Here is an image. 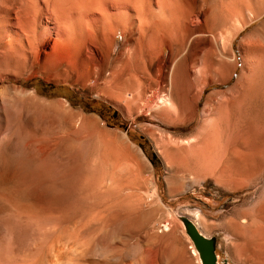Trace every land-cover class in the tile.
Returning a JSON list of instances; mask_svg holds the SVG:
<instances>
[{"label":"rangeland","instance_id":"obj_1","mask_svg":"<svg viewBox=\"0 0 264 264\" xmlns=\"http://www.w3.org/2000/svg\"><path fill=\"white\" fill-rule=\"evenodd\" d=\"M169 1L166 119L96 67L135 44L163 72L112 0H0V264H200L184 218L219 264H264V17L242 27L264 0ZM215 128L222 157L202 177L184 162Z\"/></svg>","mask_w":264,"mask_h":264},{"label":"bare ground","instance_id":"obj_2","mask_svg":"<svg viewBox=\"0 0 264 264\" xmlns=\"http://www.w3.org/2000/svg\"><path fill=\"white\" fill-rule=\"evenodd\" d=\"M30 1L32 4H35V0H29V2ZM44 1L46 3H50V1L52 0H44ZM81 1H82V6L84 8L94 5L95 8L101 7V9H103L102 6L104 0H81ZM117 1H121V0H112L114 4L107 5V7H113L116 10H118L117 14L118 15L120 14L121 18L126 19L128 21V25L134 24V19L135 20L137 19L139 21L140 25L138 26V28L141 31V36L139 41H141V45H143L144 49L149 51L151 48L156 47L155 46L156 44L160 45L159 58L161 63L157 67H163L162 68L163 72H161V68L158 69V73H157L159 77L158 79H156L154 75L149 73L147 71L148 65L146 64V62H144V58L146 56L140 52L138 53V49L136 48L135 44L134 45L132 44L131 46L129 45L128 49L125 52L124 51L122 52L121 50L116 54L114 53V46L112 44L108 45L105 52H103L104 54H102V58L99 61L100 63L96 67H103L102 70L108 69L110 71L109 76L107 77V82H109L110 84L112 82L115 83L118 93H120L119 94L120 97L128 93L131 97L133 96L132 98L134 99V101L136 100L137 103H147V104H149L150 102L153 103V100L156 97L158 104L154 108V112L158 116H160V118L161 117H164L166 119L170 118V114H172L175 110V105L173 102L174 99L172 101L173 96L171 95L170 90L167 92L164 91L168 84L170 88L173 86V82H172L173 75L169 74L167 71V67L169 66L168 64L170 63V61L164 56L166 54L165 52L173 46V42H172L173 39L171 33L172 26H174L179 21L178 18L175 16V7L173 3H171L169 0H156L155 4L157 3V11H154L152 9V4H154V0H147V1L138 0L136 3H131L129 5H120L117 4L118 3ZM121 10L124 11L122 14H121ZM263 17H264V10L253 11L249 9L248 21L244 24V26H242L243 29H245L251 24H254L255 22H258ZM104 18L106 19V23H111L112 20H114L113 16H110L108 14H104ZM48 20H51L52 22L55 21L50 16H48ZM114 23L116 24V29L118 32H121L122 30L124 31L125 25L123 28L122 27L123 26L122 24L124 23L123 21L117 19V21ZM114 23L111 24L113 27H114ZM121 28L123 29L121 30ZM118 36L119 35L117 33L116 37ZM254 46L255 45L253 44V48ZM147 56L150 55L147 53ZM251 63H252L251 73L253 74L251 79H254L255 78L254 74L256 73L257 67L261 64V59L257 56V54H252ZM222 82L225 81L222 80ZM190 84H193L192 80ZM148 92H150L152 99L150 98L148 100H145ZM220 139H221L220 132L217 130V128L212 129V131L208 133L207 136L201 142L191 146V150L189 151L190 153L188 152V154L186 155V160L184 159L185 162L182 160L184 162V166L190 168V166L194 164L195 165L194 167L197 168L198 174H200V176L202 177L214 175L215 174L214 168L216 166V162L218 160H221L220 158L222 157L219 150ZM179 170L180 168H176L175 172L177 173L179 172ZM183 226L185 227L184 224ZM192 245H193L192 249L194 251L193 252L194 256L197 258V261L200 262V264H202L200 255L196 247L194 246L193 242ZM58 259L56 257V261H58ZM52 263L54 264L56 262L53 261Z\"/></svg>","mask_w":264,"mask_h":264},{"label":"water","instance_id":"obj_3","mask_svg":"<svg viewBox=\"0 0 264 264\" xmlns=\"http://www.w3.org/2000/svg\"><path fill=\"white\" fill-rule=\"evenodd\" d=\"M183 223L188 236L200 255L202 264H219L216 239L204 236L196 225L187 218L183 219Z\"/></svg>","mask_w":264,"mask_h":264}]
</instances>
